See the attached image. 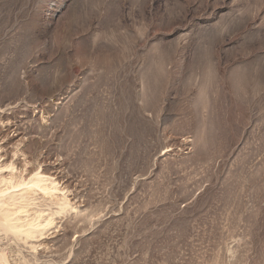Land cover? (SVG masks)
<instances>
[{
    "label": "rangeland",
    "instance_id": "1",
    "mask_svg": "<svg viewBox=\"0 0 264 264\" xmlns=\"http://www.w3.org/2000/svg\"><path fill=\"white\" fill-rule=\"evenodd\" d=\"M0 193V264H264V0H0Z\"/></svg>",
    "mask_w": 264,
    "mask_h": 264
},
{
    "label": "bare ground",
    "instance_id": "2",
    "mask_svg": "<svg viewBox=\"0 0 264 264\" xmlns=\"http://www.w3.org/2000/svg\"><path fill=\"white\" fill-rule=\"evenodd\" d=\"M38 180H39V179H38ZM3 186H4V185H3ZM23 189H24V188H23ZM0 194H1V193H0ZM4 194H7V192L4 193ZM4 196H6V195H4ZM4 196H3V197H4ZM7 196H8V195H7ZM7 196H6V197H7ZM3 197H2V198H3ZM8 197H9V196H8ZM8 197H7L6 200H5L6 202H8L9 200H12V199H10V198H8ZM15 198H16V197H15ZM13 199H14V198H13ZM14 200H15V199H14ZM14 200H13V201H14ZM10 202H11V204H12V201H10ZM3 206H4L3 203H0V211H1V208H2ZM5 206H6V205H5ZM4 208H5V211H6V208L8 209L7 206H6V207H3V210H4ZM10 208H11V211L13 212V210H12L13 207L10 206ZM14 209H15V208H14ZM3 210H2V211H3ZM15 210H16V209H15ZM8 211H10V210L8 209ZM9 213H11V212H9ZM19 214H20V213H19ZM2 216L4 217V218L1 217V218L4 220V221H2V223L4 222V223H3V227H4L5 229H7L8 231L10 230V232H11V231H15V228H17V227L14 228V227H13L14 224H13V226H12V224H10V223H12L11 220H12V219L14 220V218L11 217L12 219L9 221V215H8V214H5V213H4ZM12 216H13V214H12ZM21 218H22V217H21ZM32 220H33V219H32ZM0 221H1V220H0ZM13 222H14V221H13ZM19 222H20V221H19ZM19 222H18V223H19ZM22 222H23V221H22ZM22 222H20V223H22ZM34 222H35V221H34ZM26 223H27V222H26ZM32 223H33V222H32ZM22 224H23V223H22ZM19 225H20V224H19ZM37 225H38V224H37ZM37 225H36V226H37ZM15 226H16V224H15ZM1 227H2V225H1ZM18 227H20V226H18ZM31 227H32V226H31ZM31 227H29V228L31 229ZM4 228H3V230H4ZM26 228H27V227H26ZM4 231H5V230H4ZM20 231H21V230H19V231L17 230V233L20 232ZM21 232H22V231H21ZM21 232H20V233H21ZM24 232H25V231H24ZM28 232H29V231H28ZM30 232H31V230H30ZM33 232H34V231H33ZM14 233H15V232H14ZM25 233H27V232H25ZM18 234H19V233H18ZM29 234H30V233H29Z\"/></svg>",
    "mask_w": 264,
    "mask_h": 264
}]
</instances>
